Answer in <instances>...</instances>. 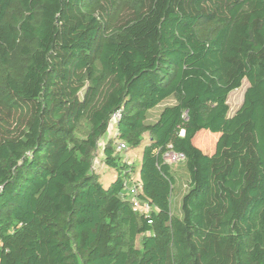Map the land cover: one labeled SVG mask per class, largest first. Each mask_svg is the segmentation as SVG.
I'll return each instance as SVG.
<instances>
[{
    "label": "trees",
    "instance_id": "16d2710c",
    "mask_svg": "<svg viewBox=\"0 0 264 264\" xmlns=\"http://www.w3.org/2000/svg\"><path fill=\"white\" fill-rule=\"evenodd\" d=\"M0 264H264V0H0Z\"/></svg>",
    "mask_w": 264,
    "mask_h": 264
},
{
    "label": "rangeland",
    "instance_id": "374dc122",
    "mask_svg": "<svg viewBox=\"0 0 264 264\" xmlns=\"http://www.w3.org/2000/svg\"><path fill=\"white\" fill-rule=\"evenodd\" d=\"M246 86H247V81L243 80L242 86L230 93L228 97V103L230 106L231 113L240 105L242 101L243 91ZM173 102L174 101L172 98H168L162 101L161 103H159L154 108H152L148 113L147 122L149 123L154 122L157 119L163 107L172 104ZM113 131H114L113 129H110L109 135L113 134ZM106 134L104 135V137H106ZM216 140H217V134L209 133L207 131H201L195 137V144L205 152H212ZM125 155L128 157L130 161L133 160L137 161V159L140 156V152L139 151L127 152L125 153ZM172 166L177 169V174H178L177 181H178L179 191L177 192V194L173 199V208L177 210L179 207L180 195L186 189L187 174L185 173L182 167V161L174 163L172 164ZM93 168L97 173L100 174V181L103 183V185L107 186L112 180L115 179L114 170L104 165L102 161V157L99 152L97 153L93 161Z\"/></svg>",
    "mask_w": 264,
    "mask_h": 264
},
{
    "label": "built area",
    "instance_id": "2783aa9c",
    "mask_svg": "<svg viewBox=\"0 0 264 264\" xmlns=\"http://www.w3.org/2000/svg\"><path fill=\"white\" fill-rule=\"evenodd\" d=\"M119 117H120V111H116L111 115L107 132H109L110 129L115 128V125H116ZM100 145L102 146V144H100ZM126 147H127L126 144L122 141H116L115 142V150L117 152L124 151L126 149ZM184 157L185 156L183 153L175 152V151L169 149V150L164 152L163 161H164V163H167V164H174V163H177V162L184 160ZM123 185H124L125 193L129 196V198L132 201L133 210L137 211L138 213H140L146 217H148L151 210H152V207L147 201L141 199L138 196V193L141 189V182L138 179H136L135 177L130 176V178L125 179Z\"/></svg>",
    "mask_w": 264,
    "mask_h": 264
},
{
    "label": "crops",
    "instance_id": "0c3cea01",
    "mask_svg": "<svg viewBox=\"0 0 264 264\" xmlns=\"http://www.w3.org/2000/svg\"><path fill=\"white\" fill-rule=\"evenodd\" d=\"M114 129H115V128H114ZM114 129H113V130H114ZM108 136H109V132H107L106 137L103 136V137L100 139L99 143L103 145V143L106 141V139L108 138ZM101 149H102V148H101V145H100V150H99L100 155H101Z\"/></svg>",
    "mask_w": 264,
    "mask_h": 264
}]
</instances>
